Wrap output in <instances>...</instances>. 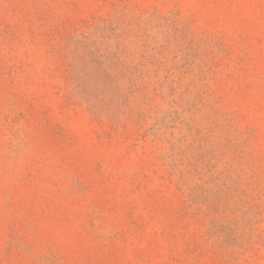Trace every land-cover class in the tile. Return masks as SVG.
<instances>
[{"label":"rangeland","instance_id":"374dc122","mask_svg":"<svg viewBox=\"0 0 264 264\" xmlns=\"http://www.w3.org/2000/svg\"><path fill=\"white\" fill-rule=\"evenodd\" d=\"M0 264H264V0H0Z\"/></svg>","mask_w":264,"mask_h":264}]
</instances>
